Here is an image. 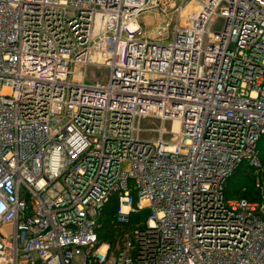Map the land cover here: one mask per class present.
<instances>
[{
  "label": "built area",
  "instance_id": "obj_1",
  "mask_svg": "<svg viewBox=\"0 0 264 264\" xmlns=\"http://www.w3.org/2000/svg\"><path fill=\"white\" fill-rule=\"evenodd\" d=\"M262 136L264 0H0V264H264Z\"/></svg>",
  "mask_w": 264,
  "mask_h": 264
},
{
  "label": "trees",
  "instance_id": "obj_2",
  "mask_svg": "<svg viewBox=\"0 0 264 264\" xmlns=\"http://www.w3.org/2000/svg\"><path fill=\"white\" fill-rule=\"evenodd\" d=\"M258 151L260 161L264 165V136L259 140ZM225 193L227 199H246L248 201L256 200V194L254 193L253 180L248 172V168L244 165L240 166L233 175L227 180L225 185ZM115 201L111 199L105 206L102 217L99 223L98 235L102 242H108L111 245H115L117 242H121L124 235L130 232V229L135 225L144 215L133 217L128 227L118 230L114 229L111 222L114 221L115 213ZM111 238H114L111 239Z\"/></svg>",
  "mask_w": 264,
  "mask_h": 264
},
{
  "label": "rangeland",
  "instance_id": "obj_3",
  "mask_svg": "<svg viewBox=\"0 0 264 264\" xmlns=\"http://www.w3.org/2000/svg\"><path fill=\"white\" fill-rule=\"evenodd\" d=\"M141 23L143 25V29H144L145 33H147L149 35L152 34L155 27H157L161 24L160 19L158 17H156V15L153 13L144 14L141 18ZM88 75H94L95 78L99 79L101 74L99 72H95V71L92 72L91 70H88ZM102 79H106V75H103ZM111 239L114 240V238H111Z\"/></svg>",
  "mask_w": 264,
  "mask_h": 264
}]
</instances>
